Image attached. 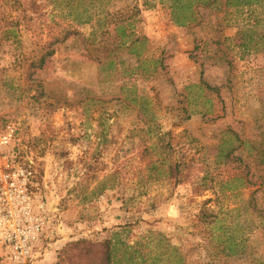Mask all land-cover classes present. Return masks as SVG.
Here are the masks:
<instances>
[{
	"label": "rangeland",
	"instance_id": "obj_1",
	"mask_svg": "<svg viewBox=\"0 0 264 264\" xmlns=\"http://www.w3.org/2000/svg\"><path fill=\"white\" fill-rule=\"evenodd\" d=\"M250 1L193 0L198 21L178 25L174 0H36V13L0 0L17 21L0 29V131L13 127L7 149L31 161L46 208L26 264L108 238L147 264H264V0ZM175 160L187 164L169 176Z\"/></svg>",
	"mask_w": 264,
	"mask_h": 264
},
{
	"label": "built area",
	"instance_id": "obj_2",
	"mask_svg": "<svg viewBox=\"0 0 264 264\" xmlns=\"http://www.w3.org/2000/svg\"><path fill=\"white\" fill-rule=\"evenodd\" d=\"M15 131H0V245L10 264H26L33 256L45 224V202L33 190L31 161H20L7 149Z\"/></svg>",
	"mask_w": 264,
	"mask_h": 264
},
{
	"label": "trees",
	"instance_id": "obj_3",
	"mask_svg": "<svg viewBox=\"0 0 264 264\" xmlns=\"http://www.w3.org/2000/svg\"><path fill=\"white\" fill-rule=\"evenodd\" d=\"M93 0H77L79 5H84L87 2H92ZM94 1H101V0H94ZM197 1V0H196ZM203 3L207 1V3L214 2L215 0H201ZM14 4L19 5V0H13ZM175 6L173 8L174 11V22L178 25H186L187 23L196 22L198 21V17L196 13H194L193 9V0H186L184 3L181 0H174ZM250 0H226L227 5L233 6H245L250 4ZM29 12H39V4L36 3V0H29ZM23 7V6H22ZM3 11L0 12V29L4 35L13 34L15 35V31L10 29L13 26H17V21L14 24H6L5 17L3 15ZM30 19V17H28ZM80 17L76 15L74 17L75 20H78ZM3 20V23H2ZM4 28V29H3ZM3 29V30H2ZM123 33V28L121 29ZM63 36L62 38L59 37H52L48 42L41 45L42 53L36 60H32L30 63V68L41 67L45 64L47 59L51 57L54 53L53 45L60 40L68 37L72 31L68 29L62 30ZM124 35V33H123ZM205 86L212 90L216 91V87H211L209 85ZM190 87V86H189ZM189 103H193L192 100L188 101ZM197 104V103H194ZM191 115H187V119L190 118ZM235 141L239 142V144L243 143L244 140L239 135L234 134ZM236 149L233 147L229 152L226 153V156L229 157L230 154ZM236 160L241 161V157H236ZM161 162L153 161L150 162L148 165V169L150 172L155 174H159L160 164ZM187 163L181 160H175L169 163L166 167L165 172L169 176L179 175L181 173V169ZM151 177L152 175H148ZM159 177V176H155ZM241 178V177H240ZM105 189V185L103 182L100 183L99 192H102ZM209 200V199H207ZM199 218L206 220L208 224L215 222L216 220V212L215 209L211 207H202L199 212ZM212 237V239H214ZM225 245L224 248H227L229 252L232 251V243L228 241L230 239L229 236H224ZM232 253V252H231ZM145 253L138 251L133 245H129L128 243L122 241L121 239H105L102 241H92L88 239H76L71 240L65 244V249L63 252V259L59 261L57 264H147L145 259ZM152 264H156V261L153 260Z\"/></svg>",
	"mask_w": 264,
	"mask_h": 264
}]
</instances>
